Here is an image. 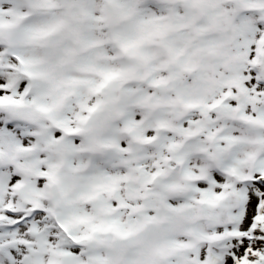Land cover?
<instances>
[{"label": "snow or ice", "instance_id": "snow-or-ice-1", "mask_svg": "<svg viewBox=\"0 0 264 264\" xmlns=\"http://www.w3.org/2000/svg\"><path fill=\"white\" fill-rule=\"evenodd\" d=\"M0 264H264V0H0Z\"/></svg>", "mask_w": 264, "mask_h": 264}]
</instances>
